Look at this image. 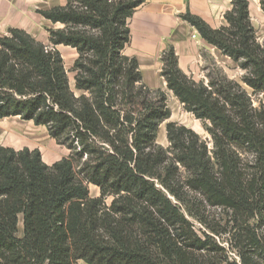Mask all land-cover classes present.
<instances>
[{"label":"trees","instance_id":"obj_1","mask_svg":"<svg viewBox=\"0 0 264 264\" xmlns=\"http://www.w3.org/2000/svg\"><path fill=\"white\" fill-rule=\"evenodd\" d=\"M66 1L39 13L63 25L52 44L77 51L75 91L59 51L19 29L0 38V120L45 126L70 150L48 166L0 147V264H264V42L249 0H231L217 30L182 15L244 75L196 83L165 51L168 89L211 137L170 122L167 148V96L123 54L145 0Z\"/></svg>","mask_w":264,"mask_h":264},{"label":"crops","instance_id":"obj_2","mask_svg":"<svg viewBox=\"0 0 264 264\" xmlns=\"http://www.w3.org/2000/svg\"><path fill=\"white\" fill-rule=\"evenodd\" d=\"M66 4V0H0V38L8 35L11 29H19L37 42L51 45L50 30L61 29L63 25L45 19L39 11L64 7ZM231 9V0H145L128 21L131 39L123 54L137 60L147 87L165 92L171 101L170 108L172 105L178 107L182 104L168 89L167 82L161 75L162 55L170 48L177 56L179 69L196 83L208 85L212 75L210 71L213 69L218 75L239 81L235 75L239 72L237 64L203 39L182 18V15L189 12L217 30L228 25L225 13ZM249 11L252 26L264 29V12L261 10L260 0H249ZM260 35L258 40L262 43L264 32ZM53 48L61 53L65 68L67 72L70 71L78 57L77 51L63 45H54ZM235 68L236 72L233 71ZM0 147L16 151L38 150L48 166L70 154L67 147L51 138L47 127L37 126L20 117L0 120Z\"/></svg>","mask_w":264,"mask_h":264},{"label":"rangeland","instance_id":"obj_3","mask_svg":"<svg viewBox=\"0 0 264 264\" xmlns=\"http://www.w3.org/2000/svg\"><path fill=\"white\" fill-rule=\"evenodd\" d=\"M256 30V34H259L257 36V38H259V36H261L260 34H262L264 32V29H261L257 26ZM50 34V33H49ZM261 38V37H260ZM50 39V37H49ZM259 41V40H258ZM51 42V41H50ZM263 43V42H262ZM44 45V44H43ZM46 47H51V49L54 51V45L51 42V45H45ZM238 66V65H237ZM236 68L233 70L236 72ZM238 71L236 72V78L239 79V83H241V78L244 75V71H242L239 66H238ZM210 73L212 75H210L209 77V82L213 79H216L218 77V72L216 70H212L210 71ZM234 75V74H233ZM68 76H69V80H70V84H71V88L75 91L74 88V73L70 70L68 71ZM238 76V77H237ZM241 77V78H240ZM236 81V80H235ZM209 84V83H208ZM77 92V91H76ZM165 93V92H164ZM167 96V95H166ZM167 102H168V106L170 108V103L171 101H169V98L167 96ZM171 110V117L166 120L165 122H163L160 127H159V132H158V137H157V142L159 145L163 146L164 148H167L169 146V142H168V138H167V133H166V125L170 122L176 121L175 123H178L179 125H183L189 129H192L194 132H196L203 140H206L208 142L211 141V137L210 135L206 132L203 123L200 120H197L192 113H189L185 110L183 104L175 107L172 105V108H170ZM210 144V143H209ZM60 145V144H59ZM63 146V145H62ZM211 146V144H210ZM90 195L92 197H98L99 196V190L97 188H93V186H91L90 188ZM112 201V198H108L107 199V204L109 205ZM196 229H202L201 225L198 223H195ZM200 233V232H199ZM18 237H22V219L20 220L19 223V234ZM233 258H236V256L234 254H231ZM77 264H86L83 261H78Z\"/></svg>","mask_w":264,"mask_h":264},{"label":"built area","instance_id":"obj_4","mask_svg":"<svg viewBox=\"0 0 264 264\" xmlns=\"http://www.w3.org/2000/svg\"><path fill=\"white\" fill-rule=\"evenodd\" d=\"M193 37L195 38L196 36L194 35ZM45 50H46V52L53 51V50L51 49V47H46Z\"/></svg>","mask_w":264,"mask_h":264}]
</instances>
